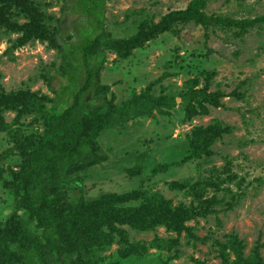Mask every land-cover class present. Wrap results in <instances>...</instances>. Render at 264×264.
<instances>
[{
	"label": "rangeland",
	"instance_id": "374dc122",
	"mask_svg": "<svg viewBox=\"0 0 264 264\" xmlns=\"http://www.w3.org/2000/svg\"><path fill=\"white\" fill-rule=\"evenodd\" d=\"M34 1L42 13L52 16L49 22L59 26L60 36L72 34L69 42L77 40L73 34L76 26L85 23L82 16L63 14L62 0ZM188 1L106 0L104 29L112 37H130L137 32L139 22L156 23L166 12L184 8ZM206 12L235 19L253 18L264 13V0H208ZM177 28V34L161 33L126 57L106 52L100 71L101 83L108 87L105 97L113 98L118 106L137 101L139 112L102 133L96 149L102 157L100 162L81 161L82 168L63 181L64 190L72 201L79 198L92 201L103 194L141 190L145 195L131 199L124 206L149 204L152 194L161 196L172 206H190L195 200L190 189L174 188L170 184L197 181L211 184L223 180L221 188L229 187L232 191L227 195L229 205H217L216 212L205 218L184 222L194 227L195 238L185 230H167L163 225L136 230L126 223L118 224L127 232V244L138 247L160 239L164 247L161 251L148 248L141 253L139 250L129 261L121 263L223 264L222 255L233 257L229 249L232 234L242 241L246 255L258 246L264 258V23L245 32L233 26L216 27L207 36L201 26L193 23ZM2 30L5 28L0 29V88L6 92L29 88L54 97L43 75H53L52 63L57 68L61 62L57 50L48 47L46 41H35L6 52L9 40L19 35H7ZM201 67L215 74L211 78V91L219 88L226 94L233 90L244 94L224 96L220 99L221 107L206 104V113L186 119V105L178 95L191 85L189 81L197 74L195 88L203 86ZM59 80L55 76L51 81L55 90ZM244 80L245 84L240 85ZM165 93L174 95L175 105L163 103L161 97ZM144 94L149 97L143 98ZM159 98L162 103L158 105L155 101ZM4 115L9 129H42L34 115L19 119L14 111ZM212 125L227 129L210 146L212 155H193L187 161L185 157L191 152L198 153L196 143L190 142L195 128ZM13 144L7 131L0 132V228L11 213L13 192L19 185L12 173L19 170V155ZM225 166L235 176L232 181L226 180ZM214 170L221 175L216 176ZM206 187L211 194L213 187L208 184ZM1 238L0 233V255L4 250ZM123 246L115 236L102 255L117 260ZM30 262H37L32 253L25 257L24 264Z\"/></svg>",
	"mask_w": 264,
	"mask_h": 264
},
{
	"label": "trees",
	"instance_id": "16d2710c",
	"mask_svg": "<svg viewBox=\"0 0 264 264\" xmlns=\"http://www.w3.org/2000/svg\"><path fill=\"white\" fill-rule=\"evenodd\" d=\"M105 2L62 0L63 14L79 15L85 21L75 28L73 35L77 40L69 42L72 34L60 36L59 26L49 22L52 16L42 13L34 0H0V29L5 28L2 31L7 35H19L9 40L6 52L26 43L46 41L48 47L56 49L62 58L57 68L52 63L53 75H43L55 95L52 98L29 88L11 92L0 88V132L10 134L19 155V170L12 171L19 183L12 196L14 205L5 225L0 228L1 241H4L0 264H24L25 257L30 253L36 256L37 262L28 264H122V261H129L132 254H138L139 250L141 253L148 248L161 251L164 247L159 243L160 239L148 245L138 244V247L129 245L126 230L118 224L126 223L136 230L155 229L163 225L167 230H185L195 238L194 227L184 225L185 221L205 218L216 212L214 207L217 205H229L227 195H231L232 191L229 187L221 188L223 180L211 184L200 181L170 184L174 188L190 189L195 196L190 206H172L157 194L149 197V204L124 206L131 199L145 195L141 190L103 194L92 201L81 198L69 200L63 181L82 168L79 166L81 161L99 163L102 157L96 149L102 133L139 112L140 103L137 101L118 106L113 103V98L105 97L108 87L101 83L100 71L106 61V52L126 57L161 33L177 34V26L187 23L201 26L206 36L216 27L233 26L245 32L264 23V13L253 18L235 19L207 13L208 0H189L184 8L166 12L156 23L139 22L134 35L116 38L104 29ZM200 70L204 77L203 86L195 88L199 80L197 74L189 81L191 85L178 95L186 105V119L206 113V104L221 107L220 99L224 96L239 97L244 94L236 90L226 94L219 88L211 91L214 72L203 67ZM55 76L60 79L57 90L51 87ZM243 84L245 80L240 82V85ZM147 97L149 95H143V98ZM161 99L166 106L176 102L174 95L167 93ZM155 103L159 105L162 102L159 98ZM197 108L201 109L197 111ZM7 111H14L17 119L27 114L34 115L42 129H9L4 115ZM226 131V127L218 125L196 127L190 142L193 145L196 143L198 153L191 152L185 157L187 161H191L193 155H212L210 146ZM223 172L227 173L226 180L235 178L227 166ZM219 175L221 172L217 171L216 176ZM207 184L213 187L211 194ZM232 235L233 239L229 236V249L233 257L222 255L223 264H264L258 246L246 255L242 241ZM115 236L124 243V248L119 249L117 260L111 261L102 252L115 240ZM69 255L75 257L70 259Z\"/></svg>",
	"mask_w": 264,
	"mask_h": 264
}]
</instances>
